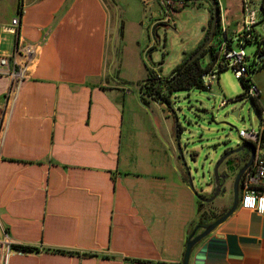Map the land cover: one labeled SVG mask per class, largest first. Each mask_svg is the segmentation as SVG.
<instances>
[{
	"label": "crops",
	"instance_id": "1",
	"mask_svg": "<svg viewBox=\"0 0 264 264\" xmlns=\"http://www.w3.org/2000/svg\"><path fill=\"white\" fill-rule=\"evenodd\" d=\"M145 1L135 23L148 39L129 55L117 43L126 22L111 0L0 2L10 7L0 19V55L6 70L21 72L19 84L0 73V241L8 235L12 243L6 264H181L191 230L220 216L210 218L185 178L165 104L144 100L142 91L152 70L164 79L199 46L209 16L202 8L194 22L184 21V8L164 22L180 42L173 60H159L161 28ZM217 1L225 35L239 48L244 1L262 0ZM254 31L257 40L243 44L247 65L261 61L250 73L259 93L257 105L250 98L255 118L247 127L262 130L264 155L263 13ZM221 71L208 89L235 101ZM233 180L221 198L225 211ZM189 264H264V212L238 204L194 246Z\"/></svg>",
	"mask_w": 264,
	"mask_h": 264
},
{
	"label": "rangeland",
	"instance_id": "2",
	"mask_svg": "<svg viewBox=\"0 0 264 264\" xmlns=\"http://www.w3.org/2000/svg\"><path fill=\"white\" fill-rule=\"evenodd\" d=\"M6 0H0L4 4ZM151 4L149 12H157L151 15V22L158 23L160 39L159 48L153 50L156 59L165 61L173 60L177 55V46L180 38L174 29H170L164 22L176 21L179 13L184 8L183 20L194 22L196 19L194 11L202 8L206 9L209 19L212 18V10L209 3L205 0H184L181 5L180 0H148ZM143 0H111V5L116 14H122L126 22L125 36L119 38L120 51L124 54L137 52V42H147L146 32L136 25V16L139 15L143 7L148 6L147 1ZM174 4V13H170V6ZM1 6V5H0ZM0 19H4L5 13H9V6H1ZM9 15V14H8ZM171 16V17H169ZM181 23V20H180ZM209 20L206 25V31ZM164 27V28H163ZM169 28V29H168ZM216 33V30H215ZM215 36V34H214ZM127 61L124 60L122 69L126 68ZM164 73L169 72V67L164 66ZM172 74V73H171ZM169 74L168 76H170ZM166 76V77H168ZM220 76L228 81V92L224 93L227 97H234L244 92L241 80L235 76L230 68L223 69ZM222 91L216 92L203 87H190L173 90L169 103H164L165 109L172 116L175 130H178V139L182 151L179 161L185 170V165L190 172L193 189L200 194L213 188V170L218 160L224 152L230 148L238 147L243 140L238 134L241 128H247L254 121L255 113L252 111L250 98L242 97L235 101H230L225 106H220ZM233 108H239V116L232 113ZM178 129V128H177ZM224 194V193H223ZM218 195L212 202H201L203 208L210 214V218L221 215L225 211L222 203V195ZM212 215V216H211Z\"/></svg>",
	"mask_w": 264,
	"mask_h": 264
},
{
	"label": "built area",
	"instance_id": "3",
	"mask_svg": "<svg viewBox=\"0 0 264 264\" xmlns=\"http://www.w3.org/2000/svg\"><path fill=\"white\" fill-rule=\"evenodd\" d=\"M181 5L183 1L180 0ZM170 13H174V4L170 6ZM243 30L239 35V48H233L229 42V39L225 35V27L222 23L219 24L220 29V42L218 46V58L214 60L212 68L202 75L203 83L209 88L211 81H213L218 72L222 68H230L238 78L249 77L248 66L245 62L246 53L243 48V44L246 39L253 38L254 27L258 22V14H264V0L259 5H252L249 1H244L243 5ZM171 17V16H169ZM21 23L20 16L14 17L11 20V27H19ZM218 27V25H217ZM216 27V28H217ZM214 39V38H213ZM213 41V40H212ZM26 52L33 56L36 52V46H27ZM7 58L0 55V73H8L19 84L21 77L20 70L9 71L4 68L7 65ZM16 87V86H15ZM15 87H11L9 92L12 93ZM258 88L255 84H251L246 91V94L250 97H258ZM228 99H222L220 106H225L228 102L232 101ZM240 138L244 141H250L255 145V155L251 166L244 172L241 178V194L239 204L241 207L252 210L258 213L264 212V189L261 187L262 179L264 178V155L262 151V130L254 127L241 128L238 130ZM11 241L8 235L0 241V264H6L11 248Z\"/></svg>",
	"mask_w": 264,
	"mask_h": 264
},
{
	"label": "water",
	"instance_id": "4",
	"mask_svg": "<svg viewBox=\"0 0 264 264\" xmlns=\"http://www.w3.org/2000/svg\"><path fill=\"white\" fill-rule=\"evenodd\" d=\"M211 5L212 19L210 28L205 38L204 42L199 46V48L193 52L182 69L186 67L187 64L195 60L207 46L211 43L214 38L215 30L217 27V22L219 18V6L217 0H206ZM237 116L236 114H234ZM176 140L178 144V151L182 157V151L180 148V143L178 139V129L176 128ZM235 155V158L230 159L229 157ZM255 155V145L250 141H243L238 147L230 148L226 150L223 156L216 163L213 170V188L211 190L210 197H203L200 193L193 189L192 181L190 178V172L188 167L185 165V173L191 188L194 190L197 198L203 202H212L218 195L223 194L226 191V183L230 176L234 174L233 180V201L231 206L215 220L211 222H201L198 223L190 232L188 239L186 241V248L181 261V264H189V259L194 246L205 236H207L211 231H213L219 224H221L233 211L237 208L240 201V187L241 178L244 172L251 166ZM221 167H224L223 169ZM201 229V231H199Z\"/></svg>",
	"mask_w": 264,
	"mask_h": 264
},
{
	"label": "trees",
	"instance_id": "5",
	"mask_svg": "<svg viewBox=\"0 0 264 264\" xmlns=\"http://www.w3.org/2000/svg\"><path fill=\"white\" fill-rule=\"evenodd\" d=\"M182 1H184V0H182ZM209 5H210V3H209ZM210 7H211V5H210ZM211 19L212 18L209 19V25H208L207 31L205 33L203 40L199 44V46L204 42L205 38L207 37L208 31L210 28V24H211ZM219 19H220V16L218 18V22H217L218 27L216 28V33H215L213 41L207 46V48L204 50V52H202V54H200V56H198L191 63L187 64L184 69H182V66L185 64L188 57L199 48V46L194 51H192L185 58V60H183L180 64H178L176 66V68L173 70V72L170 76L165 77L163 79L160 77L159 74H155L153 70L150 72V74H151L150 78L148 79V81H146L143 84V87H142V91L144 90V94H145V95H143L144 100H146L147 97H151L155 100H158V101H161L162 103L167 104L170 101V96H171L173 90L190 88V87H194V86L203 87V88L208 89V87H206L203 83L202 75L212 68L214 60H216L218 58V46H219V42H220V29H219L220 22H219ZM253 32H254L253 38L246 39L245 43L247 41L257 40V37L255 36V31L253 30ZM261 53H262V48L258 52V54L260 55ZM260 63H261V61L258 62L256 60L253 67L247 65L249 77L239 78L241 80L242 85L244 86V92L240 95H237L234 98V100H238L239 98H242V97H248V98H251L253 100V102H252L253 105H257V103H256L257 98H253V97L248 96L246 94V91L248 90V88L251 84H254V83H252V81L250 79V73L253 71L254 68H257ZM223 69H226V68H222L221 70H223ZM177 128L179 130L180 126H178ZM185 178H187L186 174H185ZM16 247L20 248L21 250H24V251H31V250L35 249L33 246H29V245H20V246H16Z\"/></svg>",
	"mask_w": 264,
	"mask_h": 264
},
{
	"label": "flooded vegetation",
	"instance_id": "6",
	"mask_svg": "<svg viewBox=\"0 0 264 264\" xmlns=\"http://www.w3.org/2000/svg\"><path fill=\"white\" fill-rule=\"evenodd\" d=\"M227 150H229V149H227ZM229 158H230V159H233V158H235V155H232V156H230ZM223 168H224V167H223ZM223 168H222V169H223ZM211 194H212V193H210L209 195H204V194H201V195H202L203 197H210ZM223 213H224V212H223ZM200 231H201V230H200Z\"/></svg>",
	"mask_w": 264,
	"mask_h": 264
}]
</instances>
